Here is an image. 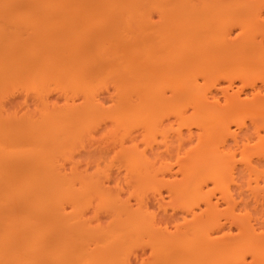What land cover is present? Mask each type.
<instances>
[{"label": "bare ground", "instance_id": "1", "mask_svg": "<svg viewBox=\"0 0 264 264\" xmlns=\"http://www.w3.org/2000/svg\"><path fill=\"white\" fill-rule=\"evenodd\" d=\"M229 9L243 12L241 39L233 37ZM258 33L264 11L251 0H0V264H137L138 246L152 255L141 264H264V136L256 128V157L245 151L254 138L243 135L247 121L236 128L229 121L245 112L264 117L262 90L254 80L253 97L245 84L215 90L200 83L218 69L247 77L244 51L264 71ZM107 76L116 86L109 106ZM19 89L34 97L35 113L9 111ZM56 90L65 104L53 99ZM188 107L199 121H185ZM168 114L181 121L177 171L165 164L175 157L174 125L162 127ZM109 117L125 132L121 145L131 131L148 132L146 148L121 150L136 203L123 197L121 182L108 187L110 173L87 175L75 158ZM194 124L209 135L186 150ZM241 145L243 161L233 148ZM210 182L219 196L206 189ZM164 187L178 204L169 206ZM94 202L108 224L86 217Z\"/></svg>", "mask_w": 264, "mask_h": 264}, {"label": "rangeland", "instance_id": "2", "mask_svg": "<svg viewBox=\"0 0 264 264\" xmlns=\"http://www.w3.org/2000/svg\"><path fill=\"white\" fill-rule=\"evenodd\" d=\"M251 3L256 10L264 11V0H251ZM155 11H157V10L155 9ZM155 11L153 10V12H155ZM158 14H159V11H157L153 15V16H155L153 19H155L159 22V21H161L162 18ZM237 14H239V15H237ZM225 15L227 16V18L231 19L232 26L235 28V32H234L233 37H239L238 39H241L242 36L238 35L241 32V29L238 28L237 22H238L239 18L243 16V12L236 10V9L235 10L229 9V11H227ZM260 39L264 40V33H258V40H260ZM239 56H240V58H239L240 61H245L243 68L247 73V77H245V78L244 77H238V76L230 77L229 75H227V72H225L223 69H218V73L215 75H210V76H206V77L200 76V78H201L200 83L202 84V86L203 87L204 86L209 87V84H211L212 89L214 88L215 90L216 89L221 90L222 88L227 89V88H231V87H234V89H239V88H243V86L245 84L246 86H244V87L246 88L245 90L248 92V95L250 97H253L252 91L250 90V86H251V83L253 82L252 80H254V81L258 82L260 89L262 90V95L264 96V82L262 80L263 78L261 75V74H264V71L260 67V65H254L256 67H253V65L251 63L252 61H255L254 58H256L255 57L256 55L254 53H249L247 51H244ZM222 63L218 66L219 67L224 66V64L222 65ZM109 78H111V77L107 76L106 79L104 80V83H105V81L107 82V79H109ZM231 78L233 80H235V82L233 84H231V80H232ZM112 80H114V81H112ZM112 82H115V79L111 78L110 81L108 80V83L107 84L105 83V84L109 87V90L104 89L105 88L104 87L103 90H105V92L102 91V94L104 93L103 95L105 97H109V94H110V99L109 100L107 99V101H109V103L106 104L107 106H109L112 102H114L113 104H115V101L111 100V97H112L111 95L115 96V94H116V90H115L116 86ZM206 85H208V86H206ZM15 87H17V85H15ZM15 87L13 86V87H11V89H14ZM220 96L223 97L222 103L225 104L224 95H220ZM52 97L55 101L58 100L59 104H65V102H66L64 99V96L60 92H57V90L53 92ZM8 100H9L8 101V108H9V111L12 113L19 111V113L21 115L26 110H29L30 113H35L38 109V106L36 105L34 97L30 96L27 98L24 94V91L21 89L17 90L14 95H10ZM113 106H111V107H113ZM111 109L112 108H110V111H111ZM227 113H229V109L227 108V106H225L223 108L222 116H226ZM173 114H170V115L168 114L169 115V116L167 115L168 117H166V115H165V119H164V123L162 124V127H163V129H166L167 127H170L171 125L172 126L174 125L173 128H175V129L174 130L171 129L170 132H172V135L174 134L175 138H170L169 143H170L171 149H173L172 152H173L175 157H173V156L168 157L167 156V159H165V164H169V163L172 164V166L174 167V171H177V169H179L178 165L180 163H178L179 159H178V157H176L175 154L177 153L176 149H177V145L179 147V142L177 140V135L175 134V130H176V127L177 128L179 127V123L181 121H180V119H177L178 117H176V115L174 116ZM185 115H186L185 121L187 123H190L192 121L194 122L196 120L199 121V117L194 112L192 107H188ZM243 120H246L247 124H248V127L245 128L243 131V135H253L254 136V138L250 142V145L248 147H246L245 151L247 150V151L252 152L253 154L255 153L254 156L257 157L258 155H256L257 154L256 152L261 149L262 142H260L261 141L260 138H258L256 136V135H258V133L256 132V128L259 127L260 128V135L264 136V117L261 115L253 114L251 112H248V113L245 112V113L235 114L229 121L232 124L233 128H236L235 123L241 122ZM216 124H218V122L217 123L214 122V126ZM116 126H117L116 123L110 117L107 119H102V123L101 124L99 123V125H97L96 128L93 129L95 132L93 131L94 134H92V135H94V136L91 137V139L89 138L90 139L89 143L90 142L92 143L91 144L92 147L87 145L89 143L86 142L87 144L85 143L86 146H84V148H86V147L87 148L84 149L83 147L80 146L79 151H77L79 153H77L78 155L75 158L78 159V164L80 165V170L84 171V173L87 175L90 174V175H94L95 177H99L101 175H104L105 172L110 173L111 182L108 183V187H110V189H112L113 191L114 190L116 191L119 188V185H117V183L121 182V185L123 188L121 190H122V193L124 194L123 197L125 199H128L129 197H131L132 202L136 203V199L134 196H132V192L134 191V189L136 187L135 185L137 183L134 181L129 182V179L125 180L127 170L125 168V162H124L125 156L123 155L121 150L123 148H131V147H133L134 144L139 145V149L146 148L144 135H147L148 132L141 129V128L136 129L134 132L131 131L132 133L126 134L127 136H126L124 145H121L120 144L121 141H119L120 140L119 135H121L123 130L121 128H119L121 130L117 129L118 127H116ZM193 126H194V132H193L192 138L188 137L189 131L185 132V134H184L185 136L187 135V137H186L187 140L185 141V145H183V146H185L184 148L186 150L190 149L192 147H195L199 144L198 135H200L202 132H203V135H209L205 131V129L201 130L200 128H198L199 125L197 126L194 124ZM162 127H160L161 130H162ZM168 130H169V128H168ZM184 130L187 131L186 126H185ZM165 131L166 130H164L163 132L165 133ZM164 133H162L161 135H163ZM156 135H160V132L157 133ZM116 136H117V138L118 137L119 138L118 139L115 138ZM92 138H94L96 140V143L100 146H98V145L95 146L93 144L94 140L91 141ZM158 138L159 139H157V140H161V138H163V136L162 137L159 136ZM97 140H98V142H97ZM157 140H156V142H157ZM163 140L164 139H162V141ZM262 140H264V138ZM232 145H233V143H230V145L228 146V149ZM81 148H83V149H81ZM233 148H234V150L236 149V151L238 152L237 158L239 160L242 159V161H243L244 145L243 146L241 145L240 147H233ZM177 160H178V162H177ZM161 163L163 165L164 162H161V161L158 162L156 164V167L157 168H159V166L161 167V165H160ZM259 164H261V167L264 168V162H261ZM242 169H243V167L241 166L240 171ZM247 175H248L247 172L244 170H242V172H240V181L242 183H244L243 181H246L249 178ZM181 177H182V175L179 174L178 178H181ZM159 178L162 179L163 175L160 174ZM128 182L130 183V186L128 185L129 184ZM263 183H264V181H263ZM206 189L210 192V194H212L214 196L220 195L219 189L216 188V186L213 182H210ZM163 191H164V195L166 197L167 202H168V200H170V202H171V204L169 203L170 204L169 206H173V204L176 205L179 203L178 200H177V202H176V200H173V202H172V199H171L167 189H165V187H164ZM96 206H97V202H94L87 209L86 217L90 218L93 221V225H96L98 222H102L104 225L108 224V222L111 220V217L109 216L108 212L102 210L97 214ZM135 206H136V204H135ZM226 206H227L226 203H222L220 208L223 210V209H226ZM162 215L164 216L163 213H162ZM235 230L236 229H234V233H238V231L236 232ZM136 249H137V251L135 254L132 255V258H133V260L136 261L137 264H141L143 261L147 262L151 259V256H152L151 250L149 249L148 246H138ZM136 254L138 256H136ZM248 259L251 260V257L248 256Z\"/></svg>", "mask_w": 264, "mask_h": 264}]
</instances>
